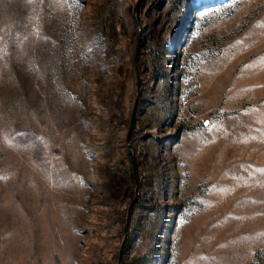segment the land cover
<instances>
[{
    "label": "rangeland",
    "instance_id": "1",
    "mask_svg": "<svg viewBox=\"0 0 264 264\" xmlns=\"http://www.w3.org/2000/svg\"><path fill=\"white\" fill-rule=\"evenodd\" d=\"M0 264H264V0H0Z\"/></svg>",
    "mask_w": 264,
    "mask_h": 264
},
{
    "label": "water",
    "instance_id": "2",
    "mask_svg": "<svg viewBox=\"0 0 264 264\" xmlns=\"http://www.w3.org/2000/svg\"><path fill=\"white\" fill-rule=\"evenodd\" d=\"M126 226H127V224H126V222H125L124 225H123V229H124V230L126 229Z\"/></svg>",
    "mask_w": 264,
    "mask_h": 264
}]
</instances>
